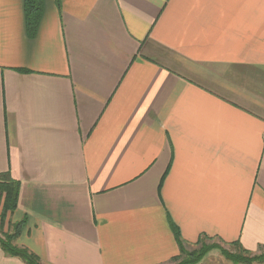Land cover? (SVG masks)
I'll return each mask as SVG.
<instances>
[{"label":"crops","instance_id":"1","mask_svg":"<svg viewBox=\"0 0 264 264\" xmlns=\"http://www.w3.org/2000/svg\"><path fill=\"white\" fill-rule=\"evenodd\" d=\"M23 3L0 0L15 243L43 264H166L171 221L186 247L264 252V0H43L33 37ZM0 264L25 263L0 247Z\"/></svg>","mask_w":264,"mask_h":264},{"label":"trees","instance_id":"2","mask_svg":"<svg viewBox=\"0 0 264 264\" xmlns=\"http://www.w3.org/2000/svg\"><path fill=\"white\" fill-rule=\"evenodd\" d=\"M23 11L27 35L28 37H33L42 17L43 0H24ZM19 185V182L11 177L9 171L0 173V196L2 197L0 208V247L5 254L19 257L25 264H43L36 254L28 248L15 243V239L26 222L25 218L14 223L7 222L8 229L7 231L3 230L6 215L12 213L17 207ZM170 227L179 245L180 252L178 256L171 258L166 264H197L212 249H216L226 261L232 264H254L264 261V252L249 251L238 241L224 242L218 238L205 235H201L193 245L197 246L198 249L194 252H189L180 239L177 227L171 221ZM181 255H185L187 258L181 259Z\"/></svg>","mask_w":264,"mask_h":264},{"label":"rangeland","instance_id":"3","mask_svg":"<svg viewBox=\"0 0 264 264\" xmlns=\"http://www.w3.org/2000/svg\"><path fill=\"white\" fill-rule=\"evenodd\" d=\"M197 248V246H187L186 250L187 251H191L194 252ZM182 258H187L185 257V255H181V259ZM224 258L220 255V253L216 250V249H212L210 251H208V253L205 255V257H203L197 264H205V263H209V262H218V261H222Z\"/></svg>","mask_w":264,"mask_h":264}]
</instances>
